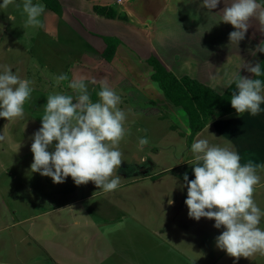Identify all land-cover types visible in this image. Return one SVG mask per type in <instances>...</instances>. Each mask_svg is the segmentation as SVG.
I'll list each match as a JSON object with an SVG mask.
<instances>
[{"label":"rangeland","instance_id":"rangeland-1","mask_svg":"<svg viewBox=\"0 0 264 264\" xmlns=\"http://www.w3.org/2000/svg\"><path fill=\"white\" fill-rule=\"evenodd\" d=\"M20 3L21 0H15V4L0 9V25L3 26L0 30V66H9L21 78L30 79L33 92L25 102L23 118H0V264H97V253L99 257L104 256L100 264H120L117 260L120 257L110 251L108 240L113 239L114 233L108 224L115 218L122 224L129 219L128 215L144 218L149 229L156 228L157 224L165 229L171 227L180 234L182 226L178 222L189 218L187 210L172 207L169 202L175 200L173 205H176L186 198V186L181 189L179 185L186 172H189V180L193 179V161H183L193 160L190 145L194 139L206 138L210 144L221 146L230 144L239 153L241 163L253 161L264 165V111L256 116L246 112L240 117L232 113L212 119L190 141L185 112L169 100L172 107L168 109L157 83L149 82L148 73L144 77L139 75L144 64L150 67L147 62H137V58L128 54L120 68L126 71L121 72L111 60H105L91 48L92 44L75 24L65 21L61 14L54 13L43 2L45 11L40 18L41 26H25V17L15 6ZM59 3L62 12L68 2L62 0ZM173 4L184 6L185 3L175 0ZM7 16L13 19L9 21ZM114 24L120 22L115 20ZM112 27L113 24L109 25V29ZM89 34L93 35L92 32ZM254 46L248 45L244 54L246 51L250 54ZM178 51V48L174 50L173 58L179 55ZM194 51L195 48L191 49L190 55ZM261 54L257 52L255 57L250 54L248 59L255 64ZM199 60L196 54L189 57L182 61L185 63L182 69H192ZM226 62L221 78H227L235 66L233 57L220 61L221 64ZM59 74H65L68 79L57 84L55 77ZM80 74L94 79L97 90L101 83L116 89L122 100L120 107L127 115L126 133L118 145L122 161L117 175L121 180L118 188L111 192L99 190L91 181L75 185L70 177H66L63 183H53L49 177L29 172L32 162L30 137L40 127L47 95L62 92L75 97L68 82ZM242 76L249 78L251 75L245 70ZM215 84L213 89L220 91L226 80ZM92 87L89 85L90 89ZM92 94L95 92L91 93L93 100ZM154 95L156 100H152ZM261 107L264 108V104ZM139 137L148 139L143 148L138 146ZM163 157L168 160L167 165L177 166L179 161L181 166L172 170L173 176L166 173L162 178L160 175L153 177L154 180L135 179L143 172L150 175L160 171L164 164L159 159ZM257 174L260 180L254 186L253 199L264 209V168L257 169ZM165 176L169 178L163 179ZM260 227L264 228V218ZM145 231L137 224L121 233L124 241L121 246L130 251L131 262H137L142 256L149 257L151 264H179L169 256L152 255L155 249L150 247L151 242L145 241L148 237ZM198 233L192 231L194 236ZM97 234L99 237L93 239ZM203 235L204 247L210 243L212 235L217 236L211 233L204 241ZM250 258L264 262V255Z\"/></svg>","mask_w":264,"mask_h":264},{"label":"clouds","instance_id":"clouds-1","mask_svg":"<svg viewBox=\"0 0 264 264\" xmlns=\"http://www.w3.org/2000/svg\"><path fill=\"white\" fill-rule=\"evenodd\" d=\"M221 3L223 7L213 12ZM10 4H15V0H0V9ZM15 6L21 9L25 26H41L45 6L40 0H21ZM199 6L207 10L204 14L213 21L211 26L224 22L233 27L228 33L229 44L237 46L245 38L252 20L264 33V0H200ZM216 13H220L219 18ZM7 19L11 21L13 17L7 16ZM257 52L264 54V39L250 50L253 57ZM240 61L226 82L234 85L229 103L239 117L245 112L256 116L264 111L261 107L264 81L260 78L264 76V69L259 62L244 63L241 58ZM241 67L254 78L242 76ZM11 69L0 66V118L6 120L24 117L25 102L33 92V82ZM66 79L65 74L55 77L57 84ZM95 84L94 79L80 74L68 82L75 97L62 92L47 95L40 127L30 137V173L49 177L53 183H63L66 177L75 185L91 181L104 192L118 188L121 177L117 169L122 161L118 145L126 133L127 115L120 107L122 100L116 89L101 83L97 90ZM89 85L93 87L90 89ZM93 91L95 101L91 99ZM146 144L147 137L138 138L139 147ZM190 152L193 179L189 180L184 173L183 183L179 185L181 189L186 186L187 216L196 221L202 217L213 220L216 229L223 227L214 237V243L228 256L238 259L264 255V228L260 227L264 209L253 199L254 186L260 180L257 169L264 165L253 161L241 163L234 146L210 144L206 138L194 139Z\"/></svg>","mask_w":264,"mask_h":264},{"label":"crops","instance_id":"crops-1","mask_svg":"<svg viewBox=\"0 0 264 264\" xmlns=\"http://www.w3.org/2000/svg\"><path fill=\"white\" fill-rule=\"evenodd\" d=\"M62 3V0H59ZM68 2L67 8H62V18L71 23L75 24L76 29H80V33L87 37V40L92 44L90 45L93 50L101 54L105 42L102 36H113L117 38L120 42L115 47V51L111 58V63L117 66L121 72L123 71V65L126 59L133 56L137 62L145 63L146 58L150 55H154L157 60L162 64V66L172 72L175 76L179 77L181 75H188L191 78L198 80L199 82L211 87L216 85L217 81L230 79L232 73L239 65L240 58L244 63H249L250 57L249 52L244 50L248 45H257L261 38H264V33L259 31V25L255 20L250 21L251 25H256L255 28L249 26L245 33V38L239 42L236 46L235 43L229 44L228 33L233 31V27L230 24L219 22L213 26L212 20L207 19L204 14L207 10L201 8L200 0H190L189 3H185L184 6L175 5L173 2L175 0H65ZM199 2V3H198ZM109 6L113 7L117 14H125L127 20H121L119 18H106L104 16H99L95 14L92 10V5ZM223 7V4H218L213 12L219 11ZM181 8V10H180ZM180 10V11H179ZM79 12H83L82 14ZM220 13H216V17L219 18ZM102 17V19H99ZM179 19H182L180 22ZM78 20L80 22H78ZM115 20L120 22V24H114ZM110 22V23H108ZM108 23V24H107ZM113 24L114 27L109 29V25ZM211 26V27H210ZM105 27V28H104ZM210 27V28H209ZM92 32L93 35L89 33ZM100 32V33H99ZM220 45V46H219ZM219 46V47H218ZM125 48L129 51L127 52ZM179 49V55L173 58L174 50ZM196 51L192 52L190 55V50L194 49ZM222 50V51H221ZM224 50V51H223ZM222 52V53H221ZM199 57L200 60L193 64L192 69L183 70L185 63L189 57ZM233 57L235 66L227 74V78H221L224 71L222 70L225 64H221L220 61ZM122 63H121V62ZM145 61V62H144ZM192 63V62H191ZM144 64L143 67L146 68L139 73L145 75V73H152L151 66L148 68ZM210 70H207L209 67ZM206 67V68H203ZM241 75L244 73V68L239 69ZM252 77V74L250 73ZM149 82L153 84V80L150 78ZM142 79V78H141ZM142 80H140L141 82ZM227 84L220 91L221 93ZM152 89V87H149ZM160 94V93H156ZM152 100H156V96H152ZM164 100V99H163ZM170 109L172 105L170 102L164 100ZM159 106V103L156 102ZM161 110V109H160ZM232 114V113H231ZM246 114V112H245ZM186 116V115H185ZM150 161V159H149ZM164 165L160 171L155 174L148 175L143 172L142 176L136 177L135 179H149L160 175L162 178L163 174H171L173 176L172 170L177 166L167 165L168 161L164 157L159 159ZM193 160H186L185 162H190ZM169 171L171 173H169ZM187 175L189 172H186ZM179 175V174H178ZM133 176V175H131ZM180 176V175H179ZM181 177V176H180ZM158 179V182L160 181ZM169 178L168 176L163 177V179ZM154 180V179H152ZM136 181V180H131ZM163 182L162 184H165ZM175 200L171 202L172 207L187 210L184 201H180L179 204L173 205ZM128 214H124L126 216ZM129 219L125 220L124 223L118 224V218L113 219L108 225L110 227L111 233L113 232V239L109 238L108 243L110 244V251L113 254L116 253V257H120L118 262L120 264H151L149 257L140 256L137 262H131L130 251L126 246H121L123 241V235L121 233L126 232L128 227L131 225L140 224L141 227L146 230L144 233L147 235L146 242H151V248L155 249L152 255L168 256L171 259H176L179 264H233L235 259V264H264L263 261H254V258L242 257L238 259L228 256L223 250H219L215 247L214 241L215 235L209 239L210 243H207L205 247L203 246L201 235L205 232L204 241L209 237L211 233H216L217 235L223 230V227L216 229L213 227V221L208 219L193 220L187 218V220H182L178 222L180 234H177V230L169 227L167 229L163 226L157 225L154 229H149L148 224H145L144 218H138L137 215L129 216ZM196 230L199 233L195 236L192 231ZM177 234V235H176ZM99 237V234L93 236L94 238ZM175 246V247H173ZM106 254V253H105ZM95 255V253H94ZM259 254H255L254 257H258ZM97 258V264H100L104 256H100L97 253L95 256ZM149 261V263H148ZM172 263V261H170ZM95 263V260L93 261ZM173 264V263H172Z\"/></svg>","mask_w":264,"mask_h":264},{"label":"trees","instance_id":"trees-1","mask_svg":"<svg viewBox=\"0 0 264 264\" xmlns=\"http://www.w3.org/2000/svg\"><path fill=\"white\" fill-rule=\"evenodd\" d=\"M41 1L54 13L61 14V6L58 0ZM92 10L99 16L127 20L125 14H117L113 7L94 4ZM102 39L105 42V47L100 56L110 61L115 47L120 41L113 36H102ZM145 61L152 69L150 78L157 83L163 96L185 112L190 141L210 120L235 113L229 103L234 85H227L221 93H218L188 75L175 76L172 72L166 70L154 55H150ZM258 62L261 63V67L264 69V54H261ZM251 78H254L253 74ZM260 78L264 81V76ZM92 98L93 100L96 98L95 94H92Z\"/></svg>","mask_w":264,"mask_h":264}]
</instances>
